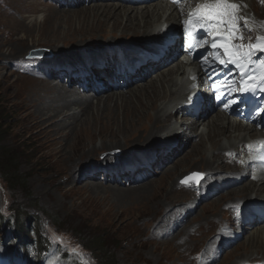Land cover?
<instances>
[{"label":"bare ground","instance_id":"1","mask_svg":"<svg viewBox=\"0 0 264 264\" xmlns=\"http://www.w3.org/2000/svg\"><path fill=\"white\" fill-rule=\"evenodd\" d=\"M258 1L249 0L248 4H255L256 9L262 10L263 8L264 10V3L258 4ZM34 4L36 2L22 3L14 7L16 14L12 15L8 24L11 26L7 33L11 37L15 36L14 40L18 42H26L31 36L35 39L34 41L45 43L46 46L53 49V53L42 49L34 51L33 54L50 56L57 63L65 62L62 60L63 58L70 60L71 57L79 58L81 55L77 62L80 63V67L75 68V72L82 71L81 66L86 63L82 58V53L89 49L97 50L93 46L97 43H99L98 45L106 43L102 49L110 55L113 53V55L111 57L103 55L97 57L96 55L89 59V62L92 64L117 63L119 67L130 65V62L140 59V57L130 56L129 51L134 44L145 40L159 41L164 22H174L179 25V17L184 16L188 9L187 6H184L185 8L174 7L167 0L144 5H131L120 0H91L90 4L86 5L85 2L81 3L80 1L77 4L74 2L73 5L62 4L61 7H68L65 8L66 11L52 7L41 8ZM74 5L78 6L73 8ZM168 11H170V15L165 17L164 14ZM254 18L251 17V21H254ZM118 47L122 56H117ZM137 47L139 51L143 50L140 45ZM0 51H2V47ZM170 56L171 53L167 54L165 58L168 59ZM58 66H62V64ZM192 66L194 69L199 68L197 63H193ZM156 68L155 71H150L153 73H149L140 83H131L123 90L102 91L94 97L90 94L86 97L82 96L80 88H76V85L71 89H66L64 83H57V80H54L55 83L49 77L32 80L26 84L28 91L27 96L23 99L22 107L34 120L32 127L37 130L36 135L48 136L51 143L56 146L52 154L56 155L63 165L62 175H66L67 183H78L89 175L85 174L86 171L97 169L100 163L93 162L91 158L96 155L101 156L103 154L101 150L109 146L112 147H109L108 151L125 149L121 150L123 152L118 157L108 154L104 159L108 162L117 158L126 157L128 159L130 156L129 160L135 161L136 151L148 152L151 149H160L155 163L166 164L163 177L160 179L161 181L149 179L146 184H143L145 186L142 187V196L162 197L167 201L175 202V205L186 204L188 200L195 204L203 198V195L194 190L186 189V191L182 186L178 188V185L187 172L199 168L204 174H212L211 178L206 175L203 181L205 183L203 185L208 191L225 189L226 191L219 197L233 194V199L228 201L239 200L246 206L255 201L259 202L257 199L253 200L254 197L251 194L256 193L259 196L264 193V172L257 175L262 183L249 180L247 177L250 174H246V164L238 165L229 156V153L241 152L243 143L255 138L258 132H254L252 127L246 125L244 117L228 114L222 110L208 113L195 122H175L173 127L168 122L181 113L183 101L188 94L186 65L182 60L174 59L163 68ZM18 81L16 79L10 85L17 84ZM20 85L22 84L20 83ZM17 86L19 85L17 84ZM182 130L187 137L189 136L186 140L187 144L181 143L179 147H174L173 144L179 139V133L183 132ZM97 138H101L103 143L96 147L92 143ZM107 138H113L110 145L106 141ZM120 138L124 140L122 146L117 145L122 142ZM82 140L87 142L80 147L78 143ZM115 143L116 146H113ZM68 148L73 151V155H67ZM76 153H79L78 157L76 156L79 161L73 157ZM140 157L141 155L137 160ZM67 162L69 163L66 165ZM201 165L202 167H200ZM60 173L58 174L60 175ZM220 173L223 175L219 176ZM237 178L241 180L235 182ZM233 180L235 184H231ZM240 184L243 185L239 186ZM226 187L229 188L226 189ZM216 197L218 195L214 197L212 205L216 203ZM175 208L177 215L180 213L179 215L189 216L193 213L192 209L196 210L197 206L187 208L184 205H179ZM217 219V215L210 216L209 222L212 223L210 230L212 228L219 230L220 224ZM169 222L173 223L175 228L177 220ZM186 224L182 228L181 225L176 224V227L180 226V229L178 228L179 231L174 232L175 236L188 227L194 226L195 222L190 221ZM233 226H235L234 223ZM172 229L170 228V230ZM217 234H220L221 237L226 236L225 232ZM208 236L209 232L207 231L204 239ZM214 243L212 242L211 249H213ZM241 245L264 247V240L256 234V231H253ZM209 256L212 257V260L217 259V256ZM260 260L264 261V258Z\"/></svg>","mask_w":264,"mask_h":264},{"label":"rangeland","instance_id":"2","mask_svg":"<svg viewBox=\"0 0 264 264\" xmlns=\"http://www.w3.org/2000/svg\"><path fill=\"white\" fill-rule=\"evenodd\" d=\"M234 1L238 5L241 3L239 0ZM242 1L239 15L242 18H248L250 22L256 21L255 24L250 23L249 25L253 29L251 32L246 30L243 32L245 36L244 41H253L254 37L264 35V27L260 26L264 24V10L263 8L262 10L256 9L255 4L249 5V0L247 2ZM31 2H36L34 5H38L41 8L52 7L62 11H66L65 8H68L61 7L59 4L55 5L50 0H0V48L2 47V51H0V137L3 135V139L0 142V167L5 171L4 165L6 163L11 165L9 163L13 160L16 167L20 169L19 173L24 177H29L26 184L10 181L8 176L4 181L0 178V206L4 216L6 217L11 214L10 207L19 208L22 206L23 209L26 208L25 210H28V215L35 216L39 214L41 218L48 216L52 223L49 220L43 222V230L52 241L57 243V251L54 253V264H82V261L85 264L87 262L94 264L90 258V252L80 245L79 240H91L95 237L96 240H93V242L102 237L103 247L108 252H111L115 262L118 264H264V261L260 260L264 258V247L241 245L253 231H256V234L264 240V225L255 226L252 229L251 226H249V229L246 228V225L239 227L234 224L235 226L233 227V223H235V208L246 206V204L239 200L236 202L235 200L228 201L233 199V194L219 197L220 194L226 191L225 189L215 191V196L218 195V197H216L214 205L211 203L215 200L214 198H202L195 204L188 200L189 203L175 205V202L167 201L162 197H151V199L148 197L149 195L147 197L141 195L142 187L145 186L143 184H146L149 179L161 181L160 179L163 177L166 164L160 163L158 165L155 163L160 149H151L148 152L144 150L138 152L132 151L137 155H134L136 160L132 164V161L129 160L131 156L128 159L125 157L109 162L105 161L104 159L108 154L118 157L123 152L121 150L125 149L108 151L107 149L112 147L109 146L101 150L103 152L101 156L96 155L91 158L93 162L100 163L97 169L86 171L85 174L89 175L78 183H67L66 175H62L64 170L62 169L63 165L57 156L52 154L56 146L51 143L48 136L36 135L37 130L35 127H32L34 120L22 107L23 99L27 96L28 90L26 84L28 82L47 77L54 81L56 80L55 72L65 70V67H63L64 69L57 68L58 65L63 63H57L53 58L47 56L45 61H40V64L48 63L49 68L56 71L36 74L34 71L35 67L33 66L34 60L26 59V56L32 55L34 51L42 49L53 53V49L41 41H34L35 39L31 36L28 37L26 42H18L14 40L15 36L11 37L7 33L8 28L11 26L8 24L13 17L12 15L16 14L14 7L22 3ZM90 2L86 3V5H89ZM257 3L263 4L264 2L259 0ZM77 6L74 5L73 8ZM41 16L43 17L44 14L42 13ZM251 17H255V20L251 21ZM35 38L37 39L38 37ZM98 44L93 45L94 49H102V46L106 43L103 45ZM69 53L71 54L72 52ZM19 54L20 56H18ZM49 58L52 60H49ZM65 59L63 58L62 60ZM81 60L83 61V59ZM70 61L76 62V59L71 57ZM16 79L19 80L17 83L19 86L17 84L10 85ZM65 80H62L61 83L66 85V82H69ZM71 88L73 86H66V89ZM81 95L86 97L89 93L81 92ZM188 137L180 135L177 142L173 144L174 147H179L181 143L185 144ZM112 139H106L109 145L112 143ZM120 139L122 142L117 144L118 146L123 145L124 140ZM86 142L82 140L78 145L81 147ZM102 143L103 140L97 138L92 144L97 147ZM92 144L91 146H93ZM113 146H116V143ZM66 153L67 155H73V151L69 148ZM231 154L234 156L233 153H229V155ZM78 155L79 153H76L73 156L77 161H79ZM140 155L141 157L137 160ZM141 158L142 160L153 158L148 163L154 161V165L158 166L156 169L157 173L154 174L151 171L150 174L154 175L149 177L144 171L140 170L137 172L138 176L133 182L128 178H124L122 182L114 179H103L102 174L114 168L117 169L116 172H126V170L129 172L130 169L126 168L141 163ZM15 159L16 162H14ZM194 169L185 174V177L180 180L178 188L182 186L185 190L193 191V188H195L193 183L196 181L189 180L188 178L195 173L203 174V178L196 184L197 186L201 185L206 175L208 178L212 177L211 173L204 174L199 168L198 170ZM4 174L6 175V171ZM218 175L222 176L223 173ZM7 180H9V183ZM249 180L252 179L249 178ZM241 185L243 184L239 186ZM221 187L224 188V186ZM28 194H31L33 201L36 200V202H29L28 204L26 197ZM262 194L257 196L256 193H252L251 196L254 197L253 200L257 199L261 202L260 199L264 200V193ZM179 205H184L187 208H195L197 206V209H192L193 213L189 216L179 215L180 213L177 215L175 207ZM33 206H36L37 209L30 208ZM212 214L217 215V222L220 224L219 230L214 228L210 230L212 223L210 224L209 218ZM175 220H177V225H181V228L190 221L195 222V224L185 229L186 231L178 233L179 236H175L174 232H178L180 226L176 227L177 225L175 224L174 228V224L169 222ZM229 221L232 222L229 223ZM193 230L197 231L194 232ZM207 231L209 232V236L204 239ZM243 231L247 234H244ZM221 232H225L226 236L221 237L220 234L216 235V233ZM233 232L234 234H242L243 237L239 238L236 236L239 238V241H236L221 256H218L219 250H216V248L224 245L226 237H228V242H231L230 240L233 237L229 238V235L232 233L231 235L233 236ZM12 236V231L7 233L0 228V244L5 241L8 244L9 242L12 243ZM212 242H215L213 249H211ZM33 252V250L30 251V253ZM73 253L77 254L74 255ZM209 255L217 256V259L212 260V257Z\"/></svg>","mask_w":264,"mask_h":264},{"label":"snow or ice","instance_id":"3","mask_svg":"<svg viewBox=\"0 0 264 264\" xmlns=\"http://www.w3.org/2000/svg\"><path fill=\"white\" fill-rule=\"evenodd\" d=\"M180 2L181 0H173V3ZM239 10L240 6L233 0H202L197 7L187 13V18L183 23L185 30L189 33L199 30L206 31L212 37L211 48L215 50V58L221 64L230 62L239 68L242 73V91L254 93L264 86V60H259L257 56L258 53L264 54V35H258L254 43H244L243 32L245 30L251 32L253 29L249 25L255 22H250L246 17L242 18ZM242 19L243 27L241 26ZM260 26L264 27V24ZM254 66L258 75L249 74V69ZM249 147L251 148V145ZM202 178V173H195L188 179L199 183ZM82 264L85 262L82 261Z\"/></svg>","mask_w":264,"mask_h":264},{"label":"trees","instance_id":"4","mask_svg":"<svg viewBox=\"0 0 264 264\" xmlns=\"http://www.w3.org/2000/svg\"><path fill=\"white\" fill-rule=\"evenodd\" d=\"M2 139L3 135L0 137V142ZM14 162H16V159ZM9 164L11 165H8L7 163L4 165L6 175L4 174L5 171L0 167V178L4 181L8 176L10 181L12 180L15 181V183L26 184L29 177H24L19 173L20 169L16 167L13 160H11ZM7 182L9 183V180H7ZM26 197L28 204L29 202H36V200L33 201L31 194H28ZM22 207H10L11 214L5 217L0 206V228L4 232L8 233L12 231L13 233L11 240L12 243L9 242L8 244L12 256L18 257L24 253L28 260L31 263H34L37 258H42L48 249L54 244L52 239L43 230V222L49 220V222L52 223V221L48 216L41 218L39 214H36L35 216L28 215V210H25L26 208L23 209ZM30 208L37 209L36 206ZM101 239L102 237L93 242V240H96L95 237L91 240L81 239L82 241L79 240V242L85 250L90 252V258L94 264H118L115 262L111 252H108L103 247ZM31 250H34V253H30Z\"/></svg>","mask_w":264,"mask_h":264},{"label":"water","instance_id":"5","mask_svg":"<svg viewBox=\"0 0 264 264\" xmlns=\"http://www.w3.org/2000/svg\"><path fill=\"white\" fill-rule=\"evenodd\" d=\"M36 56H38V54L28 55V56H26V58H32V57H36ZM40 56H41V55H40Z\"/></svg>","mask_w":264,"mask_h":264}]
</instances>
